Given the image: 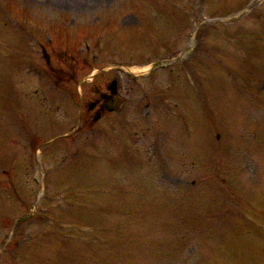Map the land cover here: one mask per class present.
Listing matches in <instances>:
<instances>
[{
    "label": "rangeland",
    "instance_id": "374dc122",
    "mask_svg": "<svg viewBox=\"0 0 264 264\" xmlns=\"http://www.w3.org/2000/svg\"><path fill=\"white\" fill-rule=\"evenodd\" d=\"M226 1L245 5L217 16ZM262 35L264 0H0V264H264ZM47 57L79 83L56 86ZM113 79L123 108L80 125ZM35 135L57 138L41 160ZM89 178L132 191L118 253Z\"/></svg>",
    "mask_w": 264,
    "mask_h": 264
}]
</instances>
